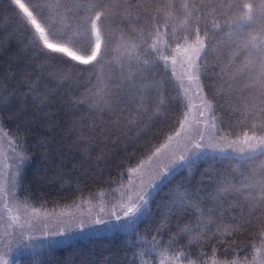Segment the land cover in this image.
<instances>
[{
  "label": "snow or ice",
  "instance_id": "6c2138e0",
  "mask_svg": "<svg viewBox=\"0 0 264 264\" xmlns=\"http://www.w3.org/2000/svg\"><path fill=\"white\" fill-rule=\"evenodd\" d=\"M14 42L0 72V139L14 161L5 157L0 167V264H9L14 244L35 238L29 230L39 210L17 195L32 149L45 160L60 155L47 179L64 183V149L80 155L72 169L87 175L95 146L104 145L95 160L107 162L108 143L141 139L144 155L129 167L127 187L119 184L120 198L100 207L103 215L64 220L61 213L57 229L41 235L90 225L125 234L130 252L103 264H209L205 246L211 264H264V0H183L178 8L174 0H0V54ZM150 133L164 142L153 144ZM200 163L206 167L193 185ZM183 169L190 176L173 184ZM165 188L149 238L139 224ZM244 234L250 258L217 257L219 248L235 253Z\"/></svg>",
  "mask_w": 264,
  "mask_h": 264
},
{
  "label": "trees",
  "instance_id": "16d2710c",
  "mask_svg": "<svg viewBox=\"0 0 264 264\" xmlns=\"http://www.w3.org/2000/svg\"><path fill=\"white\" fill-rule=\"evenodd\" d=\"M183 2V0H174L177 8ZM243 2V0H241ZM118 37L119 33H115ZM103 47V45H102ZM16 51L15 42L12 45L11 51L3 52L0 54V72H6L8 70L9 57ZM81 56H86L87 51L90 50H74ZM211 61V57L209 58ZM78 63V62H76ZM80 67H90V65H80ZM14 70V69H13ZM169 90L175 92V81L169 85ZM83 91V89H81ZM53 112L57 109L53 108ZM6 128L11 131L15 128L14 121L6 122ZM239 128H234V132H239ZM160 133L168 131L167 126H160L158 129ZM41 135L46 133L44 127L39 128ZM49 135H51L49 133ZM150 136H155L152 143L159 145L164 142L163 134L150 133ZM38 137H31L29 143L35 142ZM7 141V138H4ZM8 142V141H7ZM146 143L145 139H141L139 142H125L120 145H113L108 143L104 149L107 154V162L95 160L97 154H99L101 148L104 145L95 146L92 150V167L93 171L87 175L82 174L79 169L73 171L72 165L78 163L81 160L79 154L72 155L67 153V149H64L66 159L63 164V171L68 175L65 176L64 183L57 181L55 183H49V177L53 176L57 169L61 167V157L56 153H49V158L45 160L41 156L40 149H32L35 152L34 158L30 165L27 166L23 181L20 185L17 193L20 201H26L29 211L32 208L38 209V216L46 217L49 215L71 214L83 209L92 208L95 204L103 203L104 201L111 202L118 194L119 184L124 183L127 185V178L129 175V167H134L138 160L144 155V149L141 145ZM99 164L97 168L96 165ZM223 167V165H218ZM88 167L87 164L84 165ZM206 165L200 163L194 170V177L192 183L195 185L199 179L200 173L203 172ZM123 173V176L121 174ZM132 175V174H131ZM190 176L188 169H183L173 180V184L186 181V178ZM78 178V180H77ZM168 191L165 188L155 196V202L152 203V216L139 224V232L141 234L147 233L149 238L152 232L157 226L160 219V213L157 211V203L160 198ZM104 195L101 196L100 193ZM79 206H83L80 208ZM173 226L175 220H173ZM183 223V221H181ZM134 238V237H133ZM126 235L123 233H106L95 234L94 236H87L83 239H75L72 242L61 245H50L47 247L40 246L41 250L36 253L28 252L20 257H17L15 264H81L85 257H91L96 264H103L106 258H116L117 256H123L125 251H129L125 248ZM238 247L234 253L229 251L227 257H225L223 248H219L217 251V257L220 259H238L243 260L245 256H249L252 252L250 247L251 237L247 234L237 237ZM167 236H165V241ZM184 243V241H181ZM240 249H243L242 251ZM204 251L208 254L209 264H211V246H205ZM193 258L196 257L198 250L193 246L191 249Z\"/></svg>",
  "mask_w": 264,
  "mask_h": 264
},
{
  "label": "rangeland",
  "instance_id": "374dc122",
  "mask_svg": "<svg viewBox=\"0 0 264 264\" xmlns=\"http://www.w3.org/2000/svg\"><path fill=\"white\" fill-rule=\"evenodd\" d=\"M77 54V53H76ZM78 55V54H77ZM81 56V55H80ZM180 69L179 66H177V74H179ZM196 109L193 108L192 110V115L195 116ZM172 147L175 148L176 144L175 141H173ZM5 157L8 158L7 162L12 163L14 162L12 160L13 153L10 151L8 142L6 139L2 138L0 139V167L3 166V164L6 162ZM132 178L134 182H138L140 179V174H132ZM145 180L147 179V175H144ZM135 187V183L133 185ZM127 187V185H126ZM123 189H120L115 196V198L111 201H104L103 203L95 204L92 208L88 209H83L82 211H78L75 213L71 214H64L62 219L68 220L70 216L75 217L76 220L79 219H84L88 220L89 219V213H91L92 216H95L97 214L103 215L100 213V207L104 206L106 210H108L113 203H115L119 198H120V191ZM82 208L83 206H79ZM60 215H49L44 217L38 216V218H34L32 220V223L34 225L33 230H29L33 232L34 239H28L27 236L23 238V243L16 245L14 244L12 246V250L10 252H7V255L5 256L6 259L9 260V264H15L17 257L22 256L23 254H27L28 252L36 253L40 246H50V245H61L62 243H69L72 242V240L75 239H83L87 236H94L95 234H106V233H111L105 229L104 225H90V226H85L84 228H79V227H73L71 230L67 231L65 235L63 236H45L41 235L42 232H52L55 231L58 227L56 223V217ZM107 219V218H106ZM114 222V221H113ZM47 224V228L44 227V225Z\"/></svg>",
  "mask_w": 264,
  "mask_h": 264
}]
</instances>
